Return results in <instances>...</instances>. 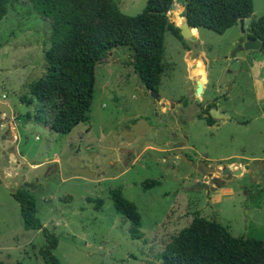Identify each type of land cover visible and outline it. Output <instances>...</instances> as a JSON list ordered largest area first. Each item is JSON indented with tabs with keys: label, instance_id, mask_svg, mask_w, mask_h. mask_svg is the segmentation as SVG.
I'll use <instances>...</instances> for the list:
<instances>
[{
	"label": "rangeland",
	"instance_id": "rangeland-1",
	"mask_svg": "<svg viewBox=\"0 0 264 264\" xmlns=\"http://www.w3.org/2000/svg\"><path fill=\"white\" fill-rule=\"evenodd\" d=\"M117 3L136 16L146 0ZM183 7L184 0H174L168 12L176 25L184 20ZM262 15L264 0H253L244 31L238 22L222 34L196 29L194 40L166 32L158 102L139 87L132 52L110 49L95 65L88 120L62 134L49 128L47 106L20 100L45 73L51 28L30 2H15L0 20V261L46 264L44 237L24 228L12 196L20 186L33 194L39 219L58 236L53 254L60 264H164L167 243L196 218L217 221L234 236L264 239V49L236 50ZM195 79L206 84L205 97L232 85L231 98L219 106L236 122L216 119L208 127L196 118ZM179 98H188L189 108H181ZM174 109L178 114L171 116ZM137 118L152 126L126 142L119 131ZM12 129L23 157L5 165ZM175 142L192 163L202 159L241 172H214L222 184L204 183L205 173L180 158ZM73 156L81 166L96 164L94 176L73 173ZM116 190L136 204L138 224L115 211Z\"/></svg>",
	"mask_w": 264,
	"mask_h": 264
},
{
	"label": "trees",
	"instance_id": "trees-1",
	"mask_svg": "<svg viewBox=\"0 0 264 264\" xmlns=\"http://www.w3.org/2000/svg\"><path fill=\"white\" fill-rule=\"evenodd\" d=\"M17 1L0 0V20ZM27 1L49 24L51 33L50 47L44 54L45 73L30 84V96L20 100L25 104L36 100L47 106L48 125L56 133L66 134L88 120L95 65L107 51L118 46L128 48L135 73H140L144 86L156 89L164 70L165 33L181 38L179 27L168 15L174 0H146L136 16L123 13L117 0ZM252 11L253 0H184L183 17L193 32L205 28L222 34ZM248 31L247 38L260 39L264 49V15L251 21ZM12 196L19 204L24 228L40 230L44 237L40 254L45 263L60 264L53 254L58 236L39 219L33 194L20 186ZM111 198L116 212L139 223L133 201L119 190L113 191ZM160 257L164 264H264V239L234 236L217 221L196 218L172 237Z\"/></svg>",
	"mask_w": 264,
	"mask_h": 264
},
{
	"label": "water",
	"instance_id": "water-1",
	"mask_svg": "<svg viewBox=\"0 0 264 264\" xmlns=\"http://www.w3.org/2000/svg\"><path fill=\"white\" fill-rule=\"evenodd\" d=\"M239 24L241 26V29L244 31V18L239 19ZM177 26L179 27V32H180V35L182 38H184V39L189 38L191 40L196 39V36L192 32V28L189 27V23L185 18H184L183 22ZM260 47H261V40L260 39H247V40L241 39L236 44V50H251V49H259ZM136 77H137V83H138L139 87H143L144 84L142 82V79H141L139 72L136 73ZM201 91H202V84L200 81H198L196 93L200 94ZM149 94H150V100H152L153 97L157 96V92L153 88L149 89ZM209 113L213 118H227L228 117L227 115L220 113L215 108L210 109ZM131 126H132L131 130L122 131V134L124 135V140L126 142H131L130 137H133V139H134V138H136V136L140 135L142 132H147L149 130V127H150L148 121L146 119H143V118L137 119L134 123H132ZM125 133L128 135H125ZM175 151H176V153L179 154L180 158L188 161V158L181 152L180 148H176ZM3 155H4L3 163L5 165H9V156L4 151H3ZM70 161H71V164H69V167L71 168V171L73 173L80 174L81 176H86V177L94 176V173H95L94 170L97 167L96 164H92L91 167L80 166L76 157H74V156L71 158ZM200 164L203 165V169L200 168L199 170L201 172L205 171L208 175H211L215 171L220 172L222 175L230 173V168H228V167H224L222 169L213 168V167L207 166L203 161H201ZM240 172H241V170L238 169V170L232 171L231 173L239 174ZM220 184H221L220 182L216 183V185H220ZM24 185L27 186L28 183L25 182Z\"/></svg>",
	"mask_w": 264,
	"mask_h": 264
},
{
	"label": "flooded vegetation",
	"instance_id": "flooded-vegetation-1",
	"mask_svg": "<svg viewBox=\"0 0 264 264\" xmlns=\"http://www.w3.org/2000/svg\"><path fill=\"white\" fill-rule=\"evenodd\" d=\"M180 39H182V37L180 38ZM184 39V38H183ZM198 81H200V80H198V79H195V85H194V90H193V93H194V101H191V103H192V105L194 106L195 105V107L196 108H198V111L195 113V116H196V118H198V119H203V120H205L206 121V123H207V125H208V127H211L212 126V124L214 123V120H216V119H225V120H234L235 122H236V118H235V116L233 115V114H231V113H227L226 111H224V110H222L221 108H220V103H222V102H224L225 100H228V99H230L231 98V95H229V94H231V93H233V90L231 89V87H232V85L230 86V87H227L226 88V90L223 88V86L222 87H217V89H218V92H216L217 90H215V93L212 95V96H210V97H208V96H203V92H204V89H205V86H206V84L205 83H202L201 81V84H202V91H201V93H200V96H201V98H199V96H197V95H199V94H197L196 93V88H197V85H198ZM209 87V86H208ZM145 88L148 90V93H149V89H150V87H146L145 86ZM156 90V92H157V96L156 97H153V99H155L157 102L158 101H162V99H161V97L159 96V91H158V87L155 89ZM219 90H221V92H219ZM150 95V94H149ZM187 97V96H186ZM149 99H150V97H149ZM152 99V100H153ZM200 99V100H199ZM151 100V101H152ZM179 100H181L180 102H177V104L178 105H182L181 106V108H184V107H188V105H187V101H190L188 98L187 99H183V98H179ZM182 101H184V103L182 102ZM200 102H203L202 104H200ZM197 105H199L198 107H197ZM189 108V107H188ZM213 108H215V109H217L220 113H223V114H225V115H227L228 117L227 118H213L211 115H210V109H213ZM178 110L177 109H174L173 111H171L170 112V114H171V116H175V115H177L178 114V112H177ZM163 114V112L162 113H160L159 114V117H160V115H162ZM181 116H177V121H178V118H180ZM209 117H211V119H212V121L211 122H209L208 120H209ZM138 119V118H137ZM137 119H135L134 121H131V122H129V128L128 129H126V128H123V129H121L119 132H120V134H121V139H123L124 140V135L122 134V131H124V130H126V131H128V130H131V128H132V123H134ZM179 122V121H178ZM148 123H149V125H150V127H149V130H150V128H151V123L148 121ZM155 130H157L159 127H153ZM148 130V131H149ZM147 131V132H148ZM143 133V132H142ZM141 133V134H142ZM140 134V135H141ZM125 135H128V134H126L125 133ZM140 135H138V136H140ZM137 137V136H136ZM175 144H176V148H179L178 146H179V143L178 142H175ZM176 148L174 149V150H176ZM181 150V149H180ZM176 152V151H175ZM187 158H188V161H186L188 164H191L194 168H196L198 171H200L199 169L201 168V169H203V165H201L200 164V162L201 161H203L207 166H210V167H213V168H220V169H222V168H224V167H228V168H230L228 165H223L222 167H219V166H215V165H213V164H210L209 162H207L206 160H202V159H199V160H197V161H195L194 163H192V161H191V159L185 154V153H183ZM92 165V164H91ZM91 167V166H90ZM254 169L257 171V169L255 168V166H254ZM233 171V170H232ZM231 170H230V172H232ZM201 172V171H200ZM205 174H204V177H203V182L204 183H207L208 181H210L212 184H216V183H221L222 184V180H220L219 178H217V177H215V176H212V174L214 173H212L211 175H208L205 171H203ZM215 172H217V171H215ZM218 173H220V172H218ZM221 174V173H220ZM262 176H264V173H262ZM256 191H257V189H256Z\"/></svg>",
	"mask_w": 264,
	"mask_h": 264
},
{
	"label": "crops",
	"instance_id": "crops-1",
	"mask_svg": "<svg viewBox=\"0 0 264 264\" xmlns=\"http://www.w3.org/2000/svg\"><path fill=\"white\" fill-rule=\"evenodd\" d=\"M183 10H184V7H183ZM192 29H193V28H192ZM195 29H196V28H195ZM2 125H3V124H2ZM12 127H13V126H12ZM12 130H13V129H12ZM12 134H13V137L8 138V141L10 142V145H11L9 151H7L8 154H9V160H11L12 157H17V155L20 156L21 158L23 157V156L21 155V153L19 152L17 146H16V144H17V142H18V136H16V134H15V130L12 131ZM12 142H15V145H14V146H12Z\"/></svg>",
	"mask_w": 264,
	"mask_h": 264
},
{
	"label": "bare ground",
	"instance_id": "bare-ground-1",
	"mask_svg": "<svg viewBox=\"0 0 264 264\" xmlns=\"http://www.w3.org/2000/svg\"><path fill=\"white\" fill-rule=\"evenodd\" d=\"M194 29V28H193ZM193 29H192V32H193ZM193 34H194V32H193ZM77 159V158H76ZM77 161H78V163H79V165H80V161L77 159ZM81 166V165H80Z\"/></svg>",
	"mask_w": 264,
	"mask_h": 264
}]
</instances>
